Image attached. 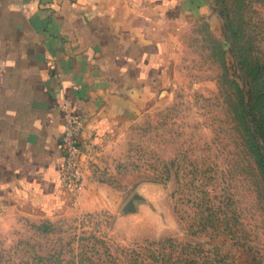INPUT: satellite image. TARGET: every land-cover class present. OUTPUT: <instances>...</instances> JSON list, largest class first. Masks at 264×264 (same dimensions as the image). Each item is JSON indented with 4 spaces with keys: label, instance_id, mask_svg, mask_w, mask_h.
<instances>
[{
    "label": "rangeland",
    "instance_id": "374dc122",
    "mask_svg": "<svg viewBox=\"0 0 264 264\" xmlns=\"http://www.w3.org/2000/svg\"><path fill=\"white\" fill-rule=\"evenodd\" d=\"M202 2L171 40L160 86L98 144L85 196L67 191L50 212H0L2 256L68 257L91 235L119 256L173 237L219 247L229 264H264V0ZM211 213L213 225L192 233ZM44 222L54 231L34 228Z\"/></svg>",
    "mask_w": 264,
    "mask_h": 264
},
{
    "label": "crops",
    "instance_id": "0c3cea01",
    "mask_svg": "<svg viewBox=\"0 0 264 264\" xmlns=\"http://www.w3.org/2000/svg\"><path fill=\"white\" fill-rule=\"evenodd\" d=\"M202 0H0V212L65 201L58 139L83 118V187L98 144L160 86L178 30ZM69 192V191H68Z\"/></svg>",
    "mask_w": 264,
    "mask_h": 264
},
{
    "label": "trees",
    "instance_id": "16d2710c",
    "mask_svg": "<svg viewBox=\"0 0 264 264\" xmlns=\"http://www.w3.org/2000/svg\"><path fill=\"white\" fill-rule=\"evenodd\" d=\"M213 218L218 219L213 213L204 218L198 217L189 224L191 232L212 226ZM34 228L44 235L54 231L50 222L34 225ZM81 239L87 242L78 243V251L74 248L68 250V257L64 256L65 250L62 248L44 255L33 252L29 254V262H15L10 256L4 257L0 254V264H229L219 247L203 248L189 242H179L173 237H165L145 246L120 249L119 256L110 252L103 239L93 235Z\"/></svg>",
    "mask_w": 264,
    "mask_h": 264
},
{
    "label": "built area",
    "instance_id": "2783aa9c",
    "mask_svg": "<svg viewBox=\"0 0 264 264\" xmlns=\"http://www.w3.org/2000/svg\"><path fill=\"white\" fill-rule=\"evenodd\" d=\"M85 129L83 118L68 115L58 139L63 158L59 170V181L61 186L72 194H78L83 187L86 149L81 135Z\"/></svg>",
    "mask_w": 264,
    "mask_h": 264
},
{
    "label": "water",
    "instance_id": "95a60500",
    "mask_svg": "<svg viewBox=\"0 0 264 264\" xmlns=\"http://www.w3.org/2000/svg\"><path fill=\"white\" fill-rule=\"evenodd\" d=\"M134 197H139L138 194H135ZM124 211H134L135 210V206L133 203V200L128 201L125 206L123 207Z\"/></svg>",
    "mask_w": 264,
    "mask_h": 264
}]
</instances>
